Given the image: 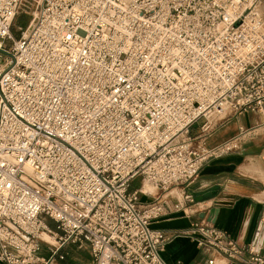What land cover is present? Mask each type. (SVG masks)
I'll return each mask as SVG.
<instances>
[{
  "label": "built area",
  "instance_id": "1",
  "mask_svg": "<svg viewBox=\"0 0 264 264\" xmlns=\"http://www.w3.org/2000/svg\"><path fill=\"white\" fill-rule=\"evenodd\" d=\"M36 1L15 37L25 1L0 0V264H56L71 245L93 264H170L176 237L208 264H264L215 224L153 227L189 214L202 168L252 136L209 146L215 118L264 112L263 1Z\"/></svg>",
  "mask_w": 264,
  "mask_h": 264
},
{
  "label": "crops",
  "instance_id": "2",
  "mask_svg": "<svg viewBox=\"0 0 264 264\" xmlns=\"http://www.w3.org/2000/svg\"><path fill=\"white\" fill-rule=\"evenodd\" d=\"M260 9L264 15V1ZM215 123L209 146L237 136L242 127L253 133L239 150L213 159L202 168L187 189V193L194 196V202L186 204L189 214L174 213L154 222L153 227L172 231L202 220L227 232L239 245L264 252V112H249L226 120L215 118ZM194 128L192 134H199L200 129L195 131ZM152 192L158 193L157 190ZM173 196L170 204L177 202L176 195ZM143 200L146 202L149 198L144 196ZM74 247L66 248L68 255ZM163 256L170 264H208L215 254L208 247L199 248L189 238L176 237L166 245ZM90 258L93 264L91 252ZM217 259L219 264H224L222 258ZM65 260L59 262L71 264Z\"/></svg>",
  "mask_w": 264,
  "mask_h": 264
},
{
  "label": "rangeland",
  "instance_id": "3",
  "mask_svg": "<svg viewBox=\"0 0 264 264\" xmlns=\"http://www.w3.org/2000/svg\"><path fill=\"white\" fill-rule=\"evenodd\" d=\"M24 5L23 8L26 10H21V13L17 16L14 25H13V34L15 37H20L22 36V30L24 28H27L32 20L34 19V16L31 15V12H35V8L37 6V1L36 0H24ZM41 1V0H40ZM264 1V0H262ZM26 30V29H25ZM199 125H196L194 130L196 131L199 127ZM143 180L138 178L133 182L132 188L135 189L139 187V185H142ZM146 187H151L150 185L146 184ZM156 192V189L152 188ZM174 192H178V196L182 199V195H180L181 190L176 189ZM49 223H53L52 221H49ZM51 225V224H50ZM53 228V225H51ZM67 260L71 262V264H90L91 258H90V250L86 247L78 248L77 246L74 248H70V254L67 257ZM56 264H61L59 261L56 262Z\"/></svg>",
  "mask_w": 264,
  "mask_h": 264
},
{
  "label": "bare ground",
  "instance_id": "4",
  "mask_svg": "<svg viewBox=\"0 0 264 264\" xmlns=\"http://www.w3.org/2000/svg\"><path fill=\"white\" fill-rule=\"evenodd\" d=\"M147 191H153L151 187H146ZM45 239L48 240L49 242L55 243V239L52 236H45Z\"/></svg>",
  "mask_w": 264,
  "mask_h": 264
},
{
  "label": "trees",
  "instance_id": "5",
  "mask_svg": "<svg viewBox=\"0 0 264 264\" xmlns=\"http://www.w3.org/2000/svg\"><path fill=\"white\" fill-rule=\"evenodd\" d=\"M65 261H67V259Z\"/></svg>",
  "mask_w": 264,
  "mask_h": 264
}]
</instances>
